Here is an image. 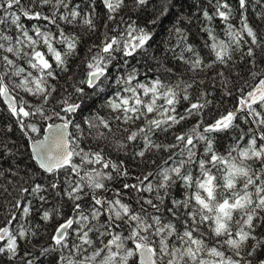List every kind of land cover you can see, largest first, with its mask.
Segmentation results:
<instances>
[{
	"label": "snow or ice",
	"instance_id": "1",
	"mask_svg": "<svg viewBox=\"0 0 264 264\" xmlns=\"http://www.w3.org/2000/svg\"><path fill=\"white\" fill-rule=\"evenodd\" d=\"M186 3L0 0V264H264V0ZM177 48L187 79L157 55ZM34 211L38 253L14 224Z\"/></svg>",
	"mask_w": 264,
	"mask_h": 264
},
{
	"label": "trees",
	"instance_id": "2",
	"mask_svg": "<svg viewBox=\"0 0 264 264\" xmlns=\"http://www.w3.org/2000/svg\"><path fill=\"white\" fill-rule=\"evenodd\" d=\"M73 2H77V0H73ZM195 2V0H187V3L185 4V7L183 9V11L185 13H190V12H195L196 9L194 7H191V5H193ZM149 11H151V9H149ZM176 11H180L179 8L176 9ZM197 16H199V13H197ZM175 18L174 17H169L168 19L163 20L162 24H158L155 31L157 33H159L158 37H157V42L161 44V47H163V41H165L167 39V31L166 30H170L173 27V22H174ZM201 19H193V22L191 25H188L187 27L190 28V32H189V42L192 44V46L200 52V54L204 57H208L210 55L209 50L204 46L205 45V41L207 40V36L204 32H202L200 29L202 27L201 24ZM29 23L30 26V22H26ZM215 25L219 26L217 28V31H220L222 29V25L220 24V21L217 20L214 22ZM69 32H75L79 35H83L86 31V29L82 28V27H77L74 29H68ZM222 35V33H221ZM94 39V37H93ZM87 47V44H85V48ZM84 52V48L81 49V55H83ZM181 54V49L177 48L175 53H165V52H157V55L160 57L161 61L166 63L167 66L169 67H174L176 66V71L177 73H184L185 74V79L188 78V76L191 75V73H186V65H184L182 62L177 61L175 59H173V55L179 56ZM185 56H189L190 54L188 53H184ZM167 56L168 59L165 60L164 57ZM143 63V62H142ZM155 67V64L153 65ZM203 75V74H201ZM209 89L211 90V96L209 97L210 99L213 100V105L210 106V108L207 110L208 112L215 114L217 109L215 107V105L217 103L221 102V93L218 89V87L216 89H212L211 88V84L209 83L208 85ZM193 95H195V92H193ZM226 107H230V103L225 101L222 103L221 108H226ZM9 120V115L6 111V108L3 105H0V123L2 122H7ZM223 136V139H219L218 145L217 147L220 148V151H224L226 148H228V146L232 143L231 138L229 137L228 134H221ZM13 139L16 141L17 145H21L23 144V140L21 138V134L19 133V131H16L15 134L13 135ZM153 139H157V137H153ZM160 140H164V134H161L159 136L158 142ZM222 146V147H221ZM21 152H24L25 149L21 147L20 149ZM152 159H156L158 163H162L164 159H166L167 154L166 153H154V154H150ZM174 164V161H170L169 165L166 166H171ZM143 165L141 164L140 168H137L136 171L139 172L143 169ZM171 195L176 197V198H181V193L177 190V189H172L171 190ZM29 199H32V197H29ZM55 201L52 200L51 198H49V202L48 204L44 205V208H48L50 204H54ZM37 208L40 207L39 204L36 205ZM65 211H67V209H65ZM18 216H20L19 213H17ZM4 216L5 213L3 211V207L0 206V222H3L4 220ZM14 224H16L17 227H19L20 225H25L26 227L32 228L33 230H36L38 232V237L37 238H32L31 240V244H24V247H29L31 248L32 244H36L37 247L33 248L32 250L34 252L39 251V247L40 246H47L49 243V235L52 231V228L50 226L49 222H44L41 218H40V214H38L37 212H33L32 217L25 219L22 216L20 217L18 222H14ZM39 225V228H36L35 226ZM40 259L45 260V264H47V260L45 257H40Z\"/></svg>",
	"mask_w": 264,
	"mask_h": 264
}]
</instances>
